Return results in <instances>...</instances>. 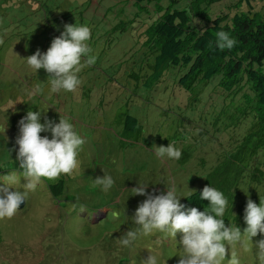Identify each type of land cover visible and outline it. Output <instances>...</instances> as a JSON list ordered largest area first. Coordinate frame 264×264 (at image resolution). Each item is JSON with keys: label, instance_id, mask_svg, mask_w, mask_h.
Instances as JSON below:
<instances>
[{"label": "trees", "instance_id": "trees-1", "mask_svg": "<svg viewBox=\"0 0 264 264\" xmlns=\"http://www.w3.org/2000/svg\"><path fill=\"white\" fill-rule=\"evenodd\" d=\"M0 6V110L10 104L11 131L29 110L42 113L41 123L68 118L83 138L101 125L99 141L90 143L103 158L93 164L111 156L113 172L134 181L149 167L152 195L174 185L180 203L199 211L210 207L200 192L212 186L228 199L225 226L228 220L240 226L247 200L264 198V0H0ZM65 24L90 28L96 62L78 74L76 92L51 93L45 70L34 72L24 58L46 52ZM219 31L237 41L233 49L216 48ZM186 126L193 130L178 133ZM168 144L182 156L165 158L164 168L153 146ZM136 153L145 158L132 166ZM62 181L49 189L61 193ZM123 262L119 255L115 264Z\"/></svg>", "mask_w": 264, "mask_h": 264}, {"label": "clouds", "instance_id": "clouds-1", "mask_svg": "<svg viewBox=\"0 0 264 264\" xmlns=\"http://www.w3.org/2000/svg\"><path fill=\"white\" fill-rule=\"evenodd\" d=\"M197 23L200 22L197 20ZM90 38L91 30L88 26L65 24L64 31L59 37L52 40L46 52L41 53L37 49L34 54L24 59L34 72L37 73L40 69L45 70L50 78L51 93H59L61 90L74 93L82 83L78 74L83 68L92 66L96 62V57L90 54L92 49L87 43ZM2 43L3 40L0 39V44ZM236 44L237 41L231 38L227 32L216 33V48L218 50H231ZM7 77V74H2L3 81ZM42 91L43 89L39 86L34 90L36 94H41ZM42 96L51 100L48 91L44 92ZM5 104L7 107L0 110V120L4 113L10 115L13 113L9 112L11 111L10 104ZM41 115L42 113L39 111L29 110L26 116L16 118L14 130L11 131L7 123L2 128L5 131L6 139L4 147L0 149V219L23 216L29 209L26 203L28 193L35 191L41 182L50 192V198L55 194L49 189V185L62 178L60 195L66 196L67 194L69 196L70 186L74 185L72 182L73 173L79 167L87 170L85 166L86 162H89V156L86 153L83 154V148L88 138L77 134L66 117H60L58 123L47 118L44 123H41ZM158 125L160 126L161 123ZM192 130L193 128L189 126L179 127L178 133H188ZM43 132H50L51 137ZM91 135L95 137V141H99L100 133L94 132ZM2 146L3 143L0 142V147ZM91 147L92 151L89 154L92 156L93 149L96 147L92 144ZM153 147L164 168L168 164L165 158L179 160L182 156L181 150L172 144H168L166 147ZM7 149H10L11 152ZM78 153L82 156H79ZM145 160L148 162V158ZM146 173L147 177L142 182H139L138 179L135 180L139 183L129 191L126 208L129 211V218H134L135 224L139 228L136 231H127L125 237H121V234L115 231L114 245L106 243V241L100 244L98 255V258H101L100 264L102 262L115 264L119 255L123 256V263L134 264L131 262L129 253H125V251L129 250L130 246L139 238L144 237L143 239L146 240L148 238L146 236L151 235L154 231L166 233L171 238H175L177 233L180 234L179 243L182 252L179 255L178 264H224L228 256L230 259H227V264H240L238 246L243 247L245 251H251L249 245L254 247L252 241L257 242L255 248L252 249V255L245 257L240 254L243 264L247 263L248 258L252 260V263L249 264H264V198L256 200L255 203L251 199L247 200L245 212H240V226L233 225L229 220L231 226H225L223 217L226 219L229 203L222 191L212 186H205L200 192V196L209 201L210 207L205 211H199L195 207L186 208L184 204L180 203L181 196L177 195L174 185L167 189L166 194L152 195L151 190L147 189L149 184L146 183L151 175L149 167ZM97 176L99 177L94 179L93 187L100 186L103 191L107 192L114 184L112 177L110 175L100 177L101 174ZM19 179H25V191H22ZM192 194L193 191L190 190L189 195L184 197H189ZM140 195L146 198L143 202L138 200ZM135 196L137 198H134ZM66 199L67 201L72 200L64 198V201ZM132 202L134 203L131 205ZM52 204L60 207L59 204ZM106 207L107 205H104L102 209L109 213L110 209ZM93 213L87 216L86 211L80 215L72 211V220L76 218L84 220L86 225L99 224L98 219L100 218L97 219L98 221H90L92 217L98 216L96 212ZM102 214H105L104 211ZM67 215L69 213L66 212ZM113 215L115 214L113 213ZM129 218L128 215L125 217L120 228L127 230L124 225ZM46 220L49 221V218ZM102 231L103 233L99 231L95 233L98 238L102 234L106 235V231ZM5 240L9 241L7 238ZM146 241L156 242V239ZM118 242L121 243L120 247L115 246ZM116 252V258H114L113 253ZM136 264H138L137 261ZM144 264H157L156 255H148Z\"/></svg>", "mask_w": 264, "mask_h": 264}, {"label": "rangeland", "instance_id": "rangeland-1", "mask_svg": "<svg viewBox=\"0 0 264 264\" xmlns=\"http://www.w3.org/2000/svg\"><path fill=\"white\" fill-rule=\"evenodd\" d=\"M54 3H51L50 6ZM9 117L10 114L4 113L0 120V142L3 143L0 149L4 147L6 139L5 131L2 128L8 122ZM100 131L101 125L94 127L95 133H100ZM92 140H95V137L88 139L83 148V154H88L90 164H86L87 170L79 167L73 173L72 182L74 185L70 186L69 196L67 194L61 196V193L58 192L49 198L50 192L41 182L35 191L28 193L26 203L29 209L23 216L0 219V264H100L101 258H98L100 244L106 241V243L114 245L115 231L120 233L121 237H125L127 231H136L139 228L130 220L129 211L126 208L129 191L147 177L146 170L137 174L139 182H135L133 178L132 180L123 176L120 178L122 171L118 174L113 172L114 158L111 156L98 165L93 164L94 161H101L103 154L98 156L100 152L96 148L93 150L92 156L89 154L92 151L90 143ZM96 154L97 156H95ZM144 158V155L140 156L136 153L129 162L132 166H137ZM17 174L19 175V173ZM100 174V177L110 175L114 181L113 186L107 192L103 191L100 186L93 187L94 179ZM134 174L128 175L134 177ZM159 176L161 177L162 173ZM19 180L22 191H25V179ZM64 198H71L73 201H67V199L64 201ZM145 199V196H140L138 200L143 202ZM52 203L59 204L60 207L58 208ZM104 205L110 209L109 213L102 209ZM71 210L78 215L86 211L87 216L96 212L98 216L92 217L90 221L94 222L100 218L98 219L100 222H98L99 224L86 225L84 220L77 218L72 220ZM99 210L100 212H98ZM103 211L105 214H102ZM66 212L69 215L66 216ZM127 215L130 221L124 225L127 228L125 230L120 227ZM46 218H49V221ZM97 229L102 233V230H105L106 235L102 234L98 238L95 234L98 232ZM159 234L162 233L154 231L151 236L160 238ZM6 238L9 241H6ZM143 238H139L130 246L129 250L125 251L131 256L132 263L136 264L137 261L138 264H144L148 255H156L157 264H178L179 255L182 252L179 243L180 234L175 238L162 236L159 240L156 238V242H149ZM162 238L165 239V243ZM256 243V241H252L254 247L249 245L251 251H245L243 247L238 246L240 264H243L240 254L245 257L252 255V249L255 248ZM249 263H252L251 258L247 259L246 264Z\"/></svg>", "mask_w": 264, "mask_h": 264}]
</instances>
